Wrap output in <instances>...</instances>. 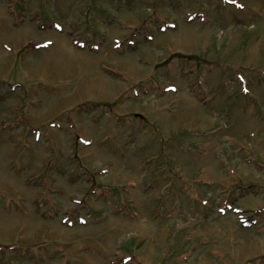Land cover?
<instances>
[{
  "label": "rangeland",
  "instance_id": "obj_1",
  "mask_svg": "<svg viewBox=\"0 0 264 264\" xmlns=\"http://www.w3.org/2000/svg\"><path fill=\"white\" fill-rule=\"evenodd\" d=\"M0 264H264V0H0Z\"/></svg>",
  "mask_w": 264,
  "mask_h": 264
}]
</instances>
